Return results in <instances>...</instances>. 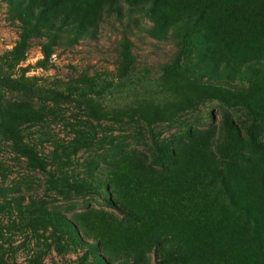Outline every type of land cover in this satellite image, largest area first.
I'll list each match as a JSON object with an SVG mask.
<instances>
[{"label": "rangeland", "instance_id": "1", "mask_svg": "<svg viewBox=\"0 0 264 264\" xmlns=\"http://www.w3.org/2000/svg\"><path fill=\"white\" fill-rule=\"evenodd\" d=\"M153 2L0 0V264H264V0Z\"/></svg>", "mask_w": 264, "mask_h": 264}, {"label": "trees", "instance_id": "2", "mask_svg": "<svg viewBox=\"0 0 264 264\" xmlns=\"http://www.w3.org/2000/svg\"><path fill=\"white\" fill-rule=\"evenodd\" d=\"M126 1L128 2L130 0ZM132 1L137 2L138 0ZM138 7L143 9V7ZM150 11L161 14L157 0H154L152 3V8H150ZM125 49L126 54L129 55V48L126 46ZM6 92L22 93L26 96L32 97L42 93V90L26 82H19L17 80L0 77V133L12 143V146L18 154L25 157L33 165L40 166V158L38 153L25 142L23 136L14 125V117L8 114L5 110L4 99Z\"/></svg>", "mask_w": 264, "mask_h": 264}]
</instances>
